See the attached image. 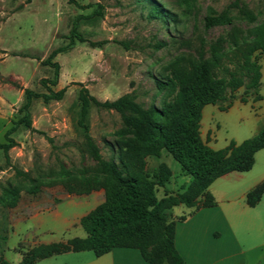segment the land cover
<instances>
[{
  "label": "rangeland",
  "instance_id": "rangeland-1",
  "mask_svg": "<svg viewBox=\"0 0 264 264\" xmlns=\"http://www.w3.org/2000/svg\"><path fill=\"white\" fill-rule=\"evenodd\" d=\"M237 2L252 12V21L232 6L229 24L204 27L206 15ZM153 3L160 8L162 17L149 15ZM97 5L101 14L86 18ZM77 15L83 16L77 23L83 40L75 38L71 48L51 58L59 64V76L50 88H65L62 97L48 102L34 98L30 105L33 130L19 126L9 134L13 145L7 151L8 159L0 149V195L3 186L14 182L17 169L27 173L38 186V191L32 193L28 191L29 183L24 181L14 207L0 203V255L11 263H17L25 250L40 243L84 236L81 226L67 227L65 219L82 215L103 200L101 188L81 194L86 198L82 206L65 199L70 194L61 177L97 174L76 123L79 83L99 101L130 94L144 108L160 105L167 98L165 93L157 92L156 79L169 76L171 64L180 57L196 60L203 40L220 37L227 47L230 39L241 35L237 31L244 33L261 24L264 0H0V142H6L5 132L22 115L23 89L48 92L40 83L42 78L52 76V67L45 60L52 51L67 44ZM89 42L102 43L91 46ZM208 56V45L204 43L203 57ZM258 61L260 99L251 95L241 102L237 97L227 110L213 104L204 106L200 134L210 147L219 149L231 140L239 143L264 126L262 56ZM243 91L240 87L235 94L241 96ZM86 121L101 157L118 161L116 144L124 145L130 137L119 134L123 128L120 114L91 105ZM161 163L170 169L171 176L164 187H156L157 197L182 191L190 176L182 175L166 151L147 155L145 171L151 176ZM250 172L264 177V149L258 153ZM215 182L217 187L218 181ZM217 188L213 191L214 199L220 197ZM243 189L238 183L237 196ZM187 212V207L178 205L165 214L172 219ZM237 218V249L245 257L242 264H264V194L256 206Z\"/></svg>",
  "mask_w": 264,
  "mask_h": 264
},
{
  "label": "trees",
  "instance_id": "trees-1",
  "mask_svg": "<svg viewBox=\"0 0 264 264\" xmlns=\"http://www.w3.org/2000/svg\"><path fill=\"white\" fill-rule=\"evenodd\" d=\"M237 6L238 11L252 21L254 15L237 3L220 12L212 11L204 17V27L230 23L229 9ZM101 14L99 6H94L86 18ZM151 17H162L157 4L149 8ZM83 16L77 15L68 34V42L52 51L45 63L52 67L51 78H42L40 83L47 93L24 88L25 101L21 105L22 115L5 132L6 142H0V149L8 159L7 151L13 145L9 134L22 126L33 130L30 120V105L34 98L60 99L65 91H53L59 76V64L52 56L71 48L75 38L83 40L77 32V23ZM241 35L230 39L227 47L218 37L199 46L196 60L178 58L171 64L169 76L156 79V89L165 93L160 105L151 104L144 108L133 100L130 94H123L114 100L99 101L82 86L77 93V125L82 130L83 147L95 162L97 174L93 177L82 175L63 178V185L69 194H87L101 188L103 200L81 216L79 224L85 232L83 237H72L66 241L40 243L21 255L20 261L11 263L0 255V264H33L36 260L67 251L91 250L101 255L115 247L135 248L142 259L151 264H181L182 258L174 245L175 219L183 220L193 210L215 205L209 192V185L218 177L231 171L249 170L254 162V154L264 148V126L252 137L239 143L231 140L224 147L214 149L200 134L202 109L207 104L217 105L227 110L238 97L245 102L249 96L260 99L258 88L261 79V64L264 59V21ZM206 41V42H205ZM102 42H89L100 46ZM207 43L209 56L203 57V45ZM162 44H158L161 46ZM243 87L244 94L235 91ZM91 105L117 111L123 121L120 135H130L124 145L117 143L118 161L113 157L104 159L88 132L86 117ZM166 151L178 164L182 175L190 176V182L181 187L182 191L165 192L157 197L156 187H164L171 176L170 169L161 163L150 176L145 171V157L160 155ZM62 173H67L63 171ZM65 177V178H64ZM28 182V191H38V186L25 172L15 170L14 182L3 186L0 203L14 207L19 199L22 182ZM167 191V190H165ZM264 192V181L256 184L246 194V202L254 206ZM178 205H184L188 212L168 219L165 212Z\"/></svg>",
  "mask_w": 264,
  "mask_h": 264
},
{
  "label": "crops",
  "instance_id": "crops-1",
  "mask_svg": "<svg viewBox=\"0 0 264 264\" xmlns=\"http://www.w3.org/2000/svg\"><path fill=\"white\" fill-rule=\"evenodd\" d=\"M203 109L201 120H203ZM208 145L211 146L210 143ZM263 149L255 152L253 164L258 153ZM250 171H252V167L247 171H231L216 178L208 187L212 195L217 187V191L220 192V197L215 199V205L197 208L190 214L187 213L183 220L175 219L174 245L182 258L181 264H242V260H245L243 252L237 249L239 245L237 217L245 213L246 209L256 206L264 194L263 192L260 200L254 206L247 204V192L259 182L264 181L263 175ZM216 180L218 181L217 187L214 186ZM238 183L244 186V189L237 196L235 190ZM65 199H69V202L76 206H82L86 202L85 197L76 194H70ZM84 214H74L69 219H65V222L68 223L67 227L81 226L79 219ZM33 264L151 263L144 261L135 248L115 247L98 256L91 250L67 251L38 259Z\"/></svg>",
  "mask_w": 264,
  "mask_h": 264
}]
</instances>
